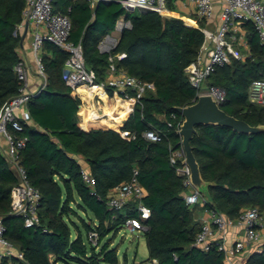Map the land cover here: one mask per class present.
<instances>
[{"label":"trees","instance_id":"1","mask_svg":"<svg viewBox=\"0 0 264 264\" xmlns=\"http://www.w3.org/2000/svg\"><path fill=\"white\" fill-rule=\"evenodd\" d=\"M166 3L174 9L176 0ZM24 4L25 0H0V106L20 86L14 66L20 60L17 26L23 20ZM52 6L69 15L70 39L81 43L85 64L94 70L98 82L106 79L109 64L108 53L98 46L100 39L113 30L118 18L130 19L131 27L121 31L111 53L125 52L126 56L115 58L117 67L152 82L154 88L145 90L120 127L83 128L78 117L81 98L61 76L68 53L51 41L44 42L41 58L46 84L27 101L28 118L19 119L21 128L7 127L13 136L26 138L18 160L28 181L40 192V221L25 226L21 216L10 213L11 189L18 177L0 149L4 237L24 254L23 260L5 257L0 264H120L117 248L105 237L110 232L115 235L131 217L146 226L148 258L155 264H226L216 246L202 250L193 244L200 217L205 207L232 219L249 207L264 216V131L245 133L227 125H196L190 142L206 182L199 189L206 201L187 204L184 175L176 171L182 160L172 164L170 155L181 147L177 129L183 118L176 107L196 99L197 89L190 84L185 67L197 57L203 32L180 17L128 10L117 1H99L92 8L88 0H53ZM243 27L248 43L245 58L217 65L203 86L223 87L226 99L221 107L227 113L251 125H264V105L248 100L250 82L264 79V45L251 21ZM106 91L114 94L111 87ZM148 130L158 131L159 138H147ZM78 155L95 178L92 188L82 179ZM134 174L145 195L121 209L109 208L110 191ZM139 202L149 209L147 214L137 208ZM79 209L89 221L78 214ZM91 229L98 233L97 244L88 240ZM245 264H264V240Z\"/></svg>","mask_w":264,"mask_h":264},{"label":"built area","instance_id":"2","mask_svg":"<svg viewBox=\"0 0 264 264\" xmlns=\"http://www.w3.org/2000/svg\"><path fill=\"white\" fill-rule=\"evenodd\" d=\"M88 1L92 8L99 1H117L128 10L156 11L163 16H173L166 0ZM185 1L195 4L194 12L190 9V12L194 14V17L191 18L194 22L192 25L198 27L204 34V41L197 57L185 67L188 80L197 89L196 97L208 94L221 105L226 99L225 89L218 85L204 87V81L217 65L228 63L232 59L245 58L248 43L243 24L246 21H251L254 24L259 39L264 45V0H184V5ZM52 2L53 0H25L22 10L23 20L17 26V30H19L24 26L26 20L31 25L30 47L37 74L42 80L41 85L34 91L29 89V68L20 57L14 66L20 83L18 93L0 106V134L3 135L6 142L3 153L18 177V182L11 189L10 213L21 216L25 226L39 223L38 208L41 195L39 190L28 181L25 169L19 164L18 150L25 144L26 138L13 136L8 132L7 127L10 124L14 128H21L19 110L46 84V72L41 58L44 42L51 41L67 51L68 57L65 60L61 76L64 82L74 90L82 88L85 92H91L111 87L115 95L132 100L134 105L140 101L146 89L154 88L152 82L142 81L117 67L115 58L126 56L125 52L111 53L118 42L121 31L131 27L130 19L118 18L113 30L105 33L100 39L98 46L102 52L108 53L109 64L106 79L98 82L95 79L94 70L85 64L81 43L70 39L71 19L69 15L54 11ZM185 18L181 17L187 24ZM198 20H203L204 24L200 25ZM130 91L134 94L131 95ZM248 100L254 104L264 105V79H254L250 82ZM25 118H28V111L25 113ZM145 136L155 140L159 138V133L156 130H148L145 132ZM184 158L185 152L182 146L171 152L170 161L172 164L176 163L178 159L182 160V165L177 166L176 171L184 175L183 183L188 188L184 194L185 201L189 205L205 203L206 198L191 182L190 168ZM81 176L89 187L94 186L95 178L89 172L87 164L81 163ZM145 193V189L134 174L129 180L120 183L110 191L108 206L114 210L121 209L131 199L140 200ZM137 208L143 214L149 212V209L140 202ZM200 220V229L193 244L202 250H209L212 246H216L223 253L226 264H239L238 258L242 254L247 255L261 249L264 240L260 232L262 216L256 207L243 209L235 219L229 218L213 208L205 207ZM125 225L132 230L144 231L146 229V226L134 217L127 218ZM233 225H240L243 228V235L232 241H227L224 232L227 227ZM5 229L2 216H0V260L5 257H16L23 260V252L4 237ZM87 237L92 244H97L98 233L95 229H91L87 233ZM9 264L19 263L10 261Z\"/></svg>","mask_w":264,"mask_h":264},{"label":"crops","instance_id":"3","mask_svg":"<svg viewBox=\"0 0 264 264\" xmlns=\"http://www.w3.org/2000/svg\"><path fill=\"white\" fill-rule=\"evenodd\" d=\"M176 5L179 8L188 10L187 4L184 5V0H176ZM173 16L176 17H186L180 15L179 13L173 11ZM188 24H193L191 18H185ZM19 34L21 38L23 36L22 42L18 48L19 55L23 59L29 68V89L36 90L41 85V77L38 76L36 65L34 62L33 53L31 51L30 43L32 39L31 25L28 23L27 28L24 26L19 28ZM246 36V35H245ZM78 96L81 98V104L79 106L78 117L80 119V125L83 128L89 127H102V128H118L120 127L124 120L129 115L133 102L132 100L124 99L115 94L110 95L105 89H99L95 91L85 92L82 88L75 90ZM27 112L26 105L22 107L19 112V118L26 119L25 113ZM6 145L3 135L0 134V147L4 149ZM78 160L80 163L87 164L86 161L78 155ZM200 217V216H199ZM130 228V227H129ZM132 230V229H131ZM136 230V229H133ZM260 232L262 238L264 239V216L262 217V225L260 226ZM243 235V228L240 225H233L227 227L224 232V236L227 241H232ZM146 242V241H145ZM147 249V246H146ZM118 252V250H117ZM148 253V250H147ZM249 254L241 255L239 259V264H245L246 259ZM120 264H155V260L146 258L140 259L137 256V252L134 253L132 260L128 258L127 254H124V261Z\"/></svg>","mask_w":264,"mask_h":264},{"label":"water","instance_id":"4","mask_svg":"<svg viewBox=\"0 0 264 264\" xmlns=\"http://www.w3.org/2000/svg\"><path fill=\"white\" fill-rule=\"evenodd\" d=\"M28 21H25V28ZM23 36L20 40L22 42ZM177 111L181 114L183 120L177 129L181 137V146L185 152L184 161L190 168V178L192 184L198 189H202L206 182L203 180L199 164L193 153L191 138L196 132V125L214 123L227 125L238 132L257 133L264 131V125H251L244 119L238 118L227 113L210 95L201 94L195 101L185 106H177Z\"/></svg>","mask_w":264,"mask_h":264},{"label":"rangeland","instance_id":"5","mask_svg":"<svg viewBox=\"0 0 264 264\" xmlns=\"http://www.w3.org/2000/svg\"><path fill=\"white\" fill-rule=\"evenodd\" d=\"M185 3L188 5V10L181 9L176 4L173 7L174 9L171 10L179 13L180 15L186 16V18H193L194 14L190 12V9L192 10V12H194L195 4L190 1H185ZM0 149L1 151L4 150L2 147H0ZM77 211L79 215L89 221L84 211L80 209ZM87 214L89 216H92V213L90 211H87ZM72 219L75 220L79 225H81V220L77 216L72 215ZM105 238L111 239V247L117 248L120 263L124 261L125 253L127 254L130 261L132 260L135 252H137V256L140 259L146 258L148 256L143 230H131L128 226L123 224L119 227L115 235L113 234V232H110Z\"/></svg>","mask_w":264,"mask_h":264},{"label":"bare ground","instance_id":"6","mask_svg":"<svg viewBox=\"0 0 264 264\" xmlns=\"http://www.w3.org/2000/svg\"><path fill=\"white\" fill-rule=\"evenodd\" d=\"M193 21V20H192ZM187 23V22H186ZM188 24V23H187Z\"/></svg>","mask_w":264,"mask_h":264}]
</instances>
